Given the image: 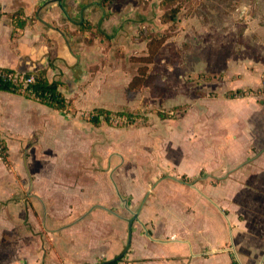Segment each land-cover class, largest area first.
I'll return each mask as SVG.
<instances>
[{"label":"crops","instance_id":"obj_1","mask_svg":"<svg viewBox=\"0 0 264 264\" xmlns=\"http://www.w3.org/2000/svg\"><path fill=\"white\" fill-rule=\"evenodd\" d=\"M231 4L226 33H219L227 41L226 76H209L220 92L214 101L226 111H217L207 144L185 157L191 162L182 167L180 192L171 191L169 175L159 185L171 192L161 196L153 187L136 211L143 184L132 183L123 193L106 176L115 187L111 206L87 204L80 210L71 203L62 209L55 200L45 201L50 193H43V183L56 172L48 160L37 167L30 160L37 180L30 198L25 196L8 171L9 156L19 164L9 149L15 138L22 147H37L25 136L43 135L45 116L64 113L0 91V136L8 147L7 162L0 160V264H264V0ZM120 8L104 7L100 0H63L61 5L58 0H0V68L42 71L47 81L59 82L73 115L77 88L87 73L115 75L111 66L119 58L148 56L150 38L140 42L127 35L126 20L137 14L138 24L154 32L168 28L150 15L140 16L135 1ZM135 76L126 84L129 99L138 92L128 97ZM87 118L81 117L93 126ZM97 178H87L90 187ZM87 179L67 187L73 196L88 190ZM16 196L27 199V206L16 205Z\"/></svg>","mask_w":264,"mask_h":264},{"label":"rangeland","instance_id":"obj_2","mask_svg":"<svg viewBox=\"0 0 264 264\" xmlns=\"http://www.w3.org/2000/svg\"><path fill=\"white\" fill-rule=\"evenodd\" d=\"M100 1L104 7L120 6L122 9L129 0ZM132 1L137 2L142 11L140 16L150 15L151 21H162L163 14L165 16L161 9L162 0ZM179 1L184 8L173 29L168 24L165 32H154L150 26L138 24L140 18L136 17L137 14L133 21L129 18L123 23L122 27H126L123 32L128 31L126 34L134 39L143 42L150 38L147 57L119 58L121 60L118 59L115 67L111 66L115 75L106 72L96 78L87 73L77 88L78 109L75 114H62L58 118L45 116L48 119L44 120L43 135L33 132L25 136L31 140L30 146L37 143V147H22L19 140L14 139L15 145L9 150L14 156L12 160H18L19 164L13 163L9 156L8 171L15 174L17 187L26 190L25 196L30 198L33 183L37 180L30 174V160L36 167L38 161L40 164L47 160L53 162L55 175L45 179L42 189L43 193H50L45 196V201L47 198L51 202L55 200L57 207L62 209L71 203L74 209L80 210L87 204L111 206L113 199L110 195L115 188L111 179L116 189L123 193L137 181L143 184L138 205L133 206L135 211L153 187L161 196L170 191L167 186L159 185L169 175L171 191L176 195L180 192L178 181L183 175L182 167L188 169L191 162L185 157H193L198 147L207 144L215 127L217 111H226L225 106L214 101L220 92L212 88L209 76L216 72L220 77L226 76L227 41L219 33H226L231 1L239 3L242 0ZM166 33L174 34L163 40L162 35ZM139 74L150 86H144L129 99L126 84L132 76ZM157 75L165 81V86H152L150 80ZM95 107H106L113 112L128 110L138 113L141 120L126 129H114L105 124L94 128L81 117L89 116ZM159 112L173 119L161 120L157 116ZM98 175L100 179L94 180L96 184L90 187L87 178ZM81 179H87L88 190L82 194L74 191L73 196L67 187L76 182L81 186ZM21 197H15V204L22 202L27 206V199ZM124 197L129 198L124 200L129 207L131 197Z\"/></svg>","mask_w":264,"mask_h":264},{"label":"trees","instance_id":"obj_3","mask_svg":"<svg viewBox=\"0 0 264 264\" xmlns=\"http://www.w3.org/2000/svg\"><path fill=\"white\" fill-rule=\"evenodd\" d=\"M183 8L184 6L181 5V1L179 0H162L161 9L165 13V16L163 14V23L171 25L173 29ZM173 34L174 33L163 34L162 39L165 40L171 37ZM24 74L26 76L33 75L35 77V82L27 86H17L11 83L0 82V91L24 96L29 100L38 102L57 112H61L64 114H70L71 112H73L74 106L72 104V101L68 100L64 96V94L60 92L59 82L47 81L42 71H37L35 73L26 72ZM152 80L153 81L150 80V82H152L153 84L152 86L165 85L164 80L158 75L154 76ZM144 86H150L148 85V81H145L143 79V76H141L140 74L135 76L129 84L128 97H132L136 93V91H139ZM157 116L162 120L170 118L168 115L160 112L157 113ZM140 120L141 118H139L138 113L135 112H112L106 109H95L91 114H89L87 118V121L94 127H101L103 124H105L111 128H129L137 124V122H139ZM7 157L8 147L5 140L0 136V160H2L3 162H7ZM115 263L116 262L108 264Z\"/></svg>","mask_w":264,"mask_h":264},{"label":"built area","instance_id":"obj_4","mask_svg":"<svg viewBox=\"0 0 264 264\" xmlns=\"http://www.w3.org/2000/svg\"><path fill=\"white\" fill-rule=\"evenodd\" d=\"M0 82L11 83L17 86H27L35 82V77L33 75L26 76L24 73L7 71L0 68Z\"/></svg>","mask_w":264,"mask_h":264},{"label":"water","instance_id":"obj_5","mask_svg":"<svg viewBox=\"0 0 264 264\" xmlns=\"http://www.w3.org/2000/svg\"><path fill=\"white\" fill-rule=\"evenodd\" d=\"M62 1H63V0H58V2L60 3V5H61Z\"/></svg>","mask_w":264,"mask_h":264}]
</instances>
